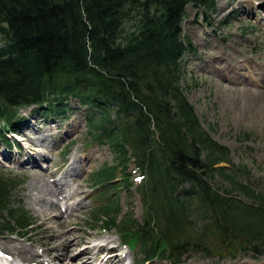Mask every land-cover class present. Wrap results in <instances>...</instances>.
Here are the masks:
<instances>
[{
    "label": "trees",
    "instance_id": "trees-1",
    "mask_svg": "<svg viewBox=\"0 0 264 264\" xmlns=\"http://www.w3.org/2000/svg\"><path fill=\"white\" fill-rule=\"evenodd\" d=\"M217 1L0 0V141L17 131L21 109L65 117L78 101L93 144H109L118 158L92 175L93 184L129 183L131 162L144 176L149 219L127 236L147 257L210 253L213 239L229 251L264 252V192L239 178L245 168L219 167L231 164V151L205 130L182 87L184 59L194 52L183 37L187 8L212 13ZM217 175L231 191L213 185ZM14 183L0 174L2 231L32 223L22 205L12 207ZM190 207L204 224L198 233ZM120 214L119 201L109 200L91 219L112 228Z\"/></svg>",
    "mask_w": 264,
    "mask_h": 264
},
{
    "label": "rangeland",
    "instance_id": "rangeland-1",
    "mask_svg": "<svg viewBox=\"0 0 264 264\" xmlns=\"http://www.w3.org/2000/svg\"><path fill=\"white\" fill-rule=\"evenodd\" d=\"M263 1L219 0L212 13L189 6L182 25L184 40L189 38L194 49L183 62L185 76L182 87L205 130L231 151V164L219 167L233 169L237 173L240 167L245 168L248 175L238 173L239 178L259 192H264V15L259 8ZM246 9L252 15L245 14ZM70 106L73 110L65 120L60 117L55 121L47 119L46 114L40 115L33 109L21 111L19 117L29 120L21 128L23 135L20 140L15 138L21 149L11 151L0 145V174L26 181L13 193L12 207L18 208L22 201L33 221L23 236L7 232L1 234V247L3 242L8 244L11 241L41 252L51 248V240L56 239L52 238L54 233L59 237L70 231V240L78 241L69 247L73 264L82 263V260L74 259L75 256L90 249L98 238L111 242L110 247H115V254L127 256L124 264H264V256L254 251H241L232 258L223 257L219 250H215L212 256L190 252L176 263L159 259L147 262L139 248L131 250L123 245L120 233L115 229L106 230L104 226L89 221L91 213L110 200V197L102 198V194L107 193L108 196L111 194L113 201L119 200L123 225L131 220L143 225L146 214L139 188L140 174L130 165L125 174L131 178L132 187H126L120 179L107 191L93 186L92 174L105 165L117 164L118 158L108 146L89 144L86 110L76 100L71 101ZM69 144L72 145L67 151ZM32 156H35L36 163H25L28 159L32 161ZM75 157L81 160L78 175L67 177L66 196L69 200L65 196L45 194L55 179H61L71 169ZM119 169L124 171L123 166ZM33 174L42 179L38 190L32 188ZM213 185L222 191L232 190L222 176L217 175ZM240 196L247 201L243 195ZM51 205L54 208L49 214L58 216V220L44 225L45 211ZM59 221H64L63 227L59 226ZM194 226L196 231L203 227L197 223ZM46 228L52 233L48 239L43 238ZM212 242L215 246L226 247L217 239ZM105 254L103 251V256ZM91 257L89 255L84 260ZM64 260L61 263H66Z\"/></svg>",
    "mask_w": 264,
    "mask_h": 264
},
{
    "label": "bare ground",
    "instance_id": "bare-ground-1",
    "mask_svg": "<svg viewBox=\"0 0 264 264\" xmlns=\"http://www.w3.org/2000/svg\"><path fill=\"white\" fill-rule=\"evenodd\" d=\"M251 3V2H250ZM262 11V14L264 15V1L261 3L260 7H259ZM247 11L245 12V14L248 15H252V12L248 11V9H246ZM255 15V14H254ZM239 67H242V65L239 63L238 64ZM244 66V64H243ZM251 68H253L251 66ZM264 75V74H263ZM30 142H33V140L29 139ZM33 160L29 161V159L27 161H25V163L27 164H35L36 163V158L35 156H32ZM80 158L79 157H75L72 164H71V169H68L67 172L64 173V177H62L61 179H55L54 185L52 187L48 186V189L46 191V193L43 191V193L49 195V196H54V197H58V196H65L67 200H69V197L66 196L67 192H66V183L68 178L67 177H75L76 175H78L79 173V162H80ZM56 176V175H55ZM33 184H32V188L38 190L39 188V184L42 182V179L39 178V176H36V174H33ZM45 180V179H44ZM49 183V182H48ZM57 188V189H56ZM53 205V203H52ZM51 205V208H49V210L45 211L46 212V217H44V225H48L49 223H53L56 222L58 220V216H52L49 213L53 212V208L54 206ZM61 217H63V215H61ZM59 226L63 227L64 226V221H59ZM52 233L46 228L44 229V237L45 239H48L49 237H51ZM71 232H63L59 237H57L55 235V233L53 234L52 238H56L54 240H51L50 245L51 248H48L47 250L44 251H37L36 249L32 248V247H27L23 244H13V242L8 241L7 243H2V247L0 246V251H1V255H0V264H73L72 260L73 258L70 257L69 255V247L70 245H73L75 242L76 244L78 243V241H71L70 239V235ZM97 243L96 245L92 246L90 249H86L84 252H81L80 254H77L75 256L74 259H80L82 260V263L80 261L79 264H120L124 259H126V257H122V256H116V255H108V259L106 260H101V255L99 254V252L105 250H110L109 249V245H102L100 246V244H98V242H94ZM92 243V245L94 244ZM42 245H44L43 243H41ZM111 244V243H110ZM33 245V244H32ZM45 246V245H44ZM91 256V258L84 260V258H86L87 256ZM44 256V257H43ZM79 256V257H78ZM97 257V260H96ZM64 260V262L66 263H61L62 260ZM69 260V262L67 261ZM135 264V263H133Z\"/></svg>",
    "mask_w": 264,
    "mask_h": 264
}]
</instances>
